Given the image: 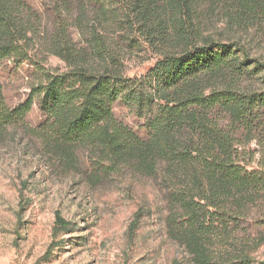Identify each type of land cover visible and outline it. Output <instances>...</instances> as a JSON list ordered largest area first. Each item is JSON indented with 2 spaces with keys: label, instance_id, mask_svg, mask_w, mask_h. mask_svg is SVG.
Wrapping results in <instances>:
<instances>
[{
  "label": "trees",
  "instance_id": "1",
  "mask_svg": "<svg viewBox=\"0 0 264 264\" xmlns=\"http://www.w3.org/2000/svg\"><path fill=\"white\" fill-rule=\"evenodd\" d=\"M83 1L95 6L98 23L116 5L127 17L139 14L143 25L150 22L148 35L157 12L167 9L177 48L164 52L140 78H127L106 65L105 41L92 26L86 55L99 66L77 65L87 56L74 51L59 23L50 47L69 66L51 71L30 52L28 33L36 17L29 2L0 0V66L29 65L35 79L28 98L14 108L0 84V136L25 125L36 106L61 169L75 170L76 153L84 151L96 171L90 181L120 168L154 176L165 197L167 233L193 264H250L251 243L234 235L264 195V0ZM204 4L223 23V32L204 34L193 22ZM117 103L144 120L147 140L115 117ZM250 141L258 149L257 162ZM71 225L55 212L54 237ZM215 238L226 241L218 257L211 253Z\"/></svg>",
  "mask_w": 264,
  "mask_h": 264
},
{
  "label": "rangeland",
  "instance_id": "2",
  "mask_svg": "<svg viewBox=\"0 0 264 264\" xmlns=\"http://www.w3.org/2000/svg\"><path fill=\"white\" fill-rule=\"evenodd\" d=\"M27 1L36 17L28 33L30 52L42 58L51 71L63 72L69 66L50 47L59 23L65 24V37L74 51L83 56L89 51L86 38L90 26L95 28L110 56L106 65L127 78H140L164 52L177 48L167 9L157 12L152 20L155 29L148 35L150 22L143 25L139 14L129 13L127 17L118 5L100 16L98 23L95 6L83 0ZM162 5L159 2L154 7ZM209 9L201 5L193 22L199 24L202 33L213 36L223 32L224 25ZM162 34L163 40L168 34L164 41L159 39ZM94 60L87 56L77 65L93 69L99 66ZM30 68L11 62L0 66V84L8 107L14 108L28 98L35 81ZM113 113L139 138L148 139L150 132L144 120L118 103ZM221 117L226 125V118ZM44 122V116L33 106L25 125L0 136V264H193L186 249L167 233L165 197L154 176L120 168L90 181L96 171L84 151L76 153V169L64 171L60 154L45 142ZM248 147L255 152L253 162H257L255 142L250 141ZM55 212L72 225L54 237ZM236 230L235 239L240 236L251 243L250 264L264 263V195ZM225 243L224 238L212 241L213 256L224 252Z\"/></svg>",
  "mask_w": 264,
  "mask_h": 264
}]
</instances>
